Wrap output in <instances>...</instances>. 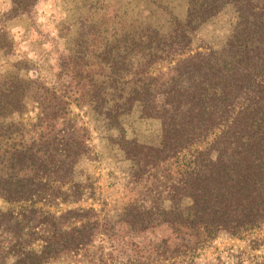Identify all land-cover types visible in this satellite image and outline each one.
<instances>
[{
	"label": "trees",
	"instance_id": "trees-1",
	"mask_svg": "<svg viewBox=\"0 0 264 264\" xmlns=\"http://www.w3.org/2000/svg\"><path fill=\"white\" fill-rule=\"evenodd\" d=\"M40 1L9 0L0 10V45L7 34L1 21L31 13ZM184 4L174 13L157 1L170 11L163 28L148 15L131 19L113 0L92 2L73 53L77 59L80 48L99 50L79 99L112 127L135 108L140 117L159 121L157 144L122 136L121 148L139 169L190 153L169 187L172 205L132 216L139 231L157 224L176 234L171 246L163 242L160 264H197L192 255L218 231L236 236L264 224V0ZM225 8L236 13L226 41L197 45L199 28ZM59 90L35 97L39 113L28 141L3 147L0 137V198L21 206L0 209V264H49L75 255L107 224L100 225L92 208L50 209L83 196L75 168L91 152L87 126L51 103ZM11 93L8 87L1 92L0 116L18 106ZM185 198L191 204L181 207Z\"/></svg>",
	"mask_w": 264,
	"mask_h": 264
},
{
	"label": "rangeland",
	"instance_id": "rangeland-1",
	"mask_svg": "<svg viewBox=\"0 0 264 264\" xmlns=\"http://www.w3.org/2000/svg\"><path fill=\"white\" fill-rule=\"evenodd\" d=\"M95 1L41 0L31 13L1 21L7 34L5 45H0V96H4L1 92L8 87L12 90L9 99L18 102V106L11 109L10 114L0 116V137L3 147L9 146L4 143L17 145L28 141L33 135L31 124L37 122L39 113L37 96L51 97L48 88L49 91L54 87L62 90L51 103L61 112L66 111L64 115L71 116L78 125L87 126L91 152L75 168V179L84 185L83 196L76 204L50 209L92 208L100 225L107 224L100 226L97 238L86 250L49 264H160L161 252L172 245L176 234L170 227L157 224L139 231L131 225L132 216L157 213L158 206L172 205L168 199L169 187L180 176L190 153L141 170L121 148L122 136L157 144L159 121L140 117L135 108L121 117L118 127H112L79 99L82 79L85 80L89 70L96 67L99 50L90 45L80 48L82 59L74 58L73 53L81 41L80 20L90 13V4ZM157 1L160 0H113V3L126 7L131 19L148 15L155 22H163L166 28L170 11L159 9ZM163 1L174 13L184 9V0ZM8 4L9 0H0L1 14ZM235 20V10L225 8L199 28L196 44L220 47L230 35ZM190 204L191 200L185 198L180 206ZM20 207L0 198V209L19 211ZM164 241H167L166 246ZM192 258L197 264L262 263L264 224L236 236L220 230Z\"/></svg>",
	"mask_w": 264,
	"mask_h": 264
}]
</instances>
